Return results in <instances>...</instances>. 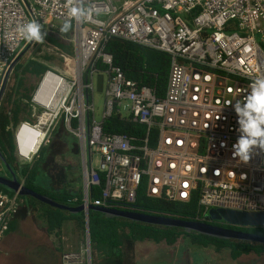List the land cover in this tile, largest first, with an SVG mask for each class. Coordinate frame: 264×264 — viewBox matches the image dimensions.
I'll list each match as a JSON object with an SVG mask.
<instances>
[{
    "label": "built area",
    "instance_id": "obj_1",
    "mask_svg": "<svg viewBox=\"0 0 264 264\" xmlns=\"http://www.w3.org/2000/svg\"><path fill=\"white\" fill-rule=\"evenodd\" d=\"M79 6L91 18L71 17L68 0H0V90L25 57L47 67L25 100L34 121L12 129L16 158L31 165L61 124L77 140L85 206L90 188L103 184L92 206L133 204L143 187L150 198L196 202L200 223H213L211 209L264 213V152L254 150L247 163L232 156L239 136L232 105L264 77V0H79ZM31 21L46 33L43 42L19 36L18 27ZM66 22L71 27L61 32ZM51 35L71 47L72 72L50 64L53 57L68 60L45 44ZM112 39L170 58L163 98L114 66L106 52ZM99 77L105 99L97 116ZM112 117L135 131L144 127L145 135L104 134ZM18 204L17 193L0 192V240Z\"/></svg>",
    "mask_w": 264,
    "mask_h": 264
},
{
    "label": "trees",
    "instance_id": "obj_2",
    "mask_svg": "<svg viewBox=\"0 0 264 264\" xmlns=\"http://www.w3.org/2000/svg\"><path fill=\"white\" fill-rule=\"evenodd\" d=\"M45 44L47 46H55L70 56V70L72 71L73 54L71 47L63 43L61 38L53 35L46 39ZM106 52L112 56L114 66L120 67L127 78L152 89L159 98L164 97L170 68V58L166 54L117 39H112L108 42ZM46 60H49V58H46ZM18 64L14 69L17 80L16 85L12 86L11 92L7 95L6 108L0 109V173L4 169L10 175L6 178H14L20 183L23 181L25 188L47 196L60 205L77 208L83 205L80 163L77 165L79 173L76 178L77 183L71 184L65 176L61 177L59 184L53 185V181L44 180V166L47 163L46 158L50 154L47 152L46 144L40 149L39 154L31 165H21L17 161L14 153L12 129L20 122L26 120L27 115L28 118L30 115L28 114V105L25 103L28 95L24 92L22 93V90L25 89L23 80L17 76V72L22 69V66ZM46 69L45 65L27 61L21 72L26 75L39 77ZM29 120L34 121V119L30 118ZM134 127L135 125L128 121L120 122L117 117H112L105 121L103 132L104 134H127L130 136L137 131L139 136L145 135L144 127L136 126V131ZM48 142H51V140L49 139ZM71 167L69 165L66 166L67 170H71ZM62 174L64 175V171H62ZM102 190L103 184L99 187L90 188V205L100 197ZM0 192L10 196L15 194L4 186H0ZM26 198L31 199L28 196L18 195V200L25 201V204L21 207H28L31 210V216L35 217L43 225L46 236L50 241L52 238L60 240L62 226L68 220L75 222V226L80 234H86L87 221L83 212L71 214L54 209L39 201H36L38 203L35 204L29 200L26 202ZM112 210L188 223L197 222L196 216L198 215L196 202L184 204L172 202L164 198H150L147 197L143 187L139 190L135 203L129 205L115 203ZM14 224V221L9 223L3 232V236L9 235L14 229ZM213 224L219 226L217 222H213ZM228 227L232 228L231 226ZM235 229L264 237V228L237 227ZM88 232L90 264L123 263L126 258V247L145 243H152L154 245L164 244L172 247L180 239L185 240L189 247L194 249H212L216 254L227 251L230 259L234 261L249 256L258 257L264 255V245L247 241L222 240L204 236L188 229L149 225L122 218L108 217L92 210L88 211ZM23 244L24 242H22L18 250H12L4 248L0 241V264H32L31 253ZM51 244L53 249H55V253L50 255L49 264H63L61 260L63 251L60 248H56L52 241Z\"/></svg>",
    "mask_w": 264,
    "mask_h": 264
},
{
    "label": "rangeland",
    "instance_id": "obj_3",
    "mask_svg": "<svg viewBox=\"0 0 264 264\" xmlns=\"http://www.w3.org/2000/svg\"><path fill=\"white\" fill-rule=\"evenodd\" d=\"M32 56V53H28ZM29 56V57H30ZM68 60H62L59 57H53L50 61V64L53 67H56L60 70H69L72 72L71 63L69 61L70 56H67ZM27 57L23 58L18 65L23 67L27 63ZM69 61V62H67ZM20 69L17 72V76L23 80L25 89L22 90V93L29 95L30 91L33 89L37 77L23 74ZM73 70V69H72ZM15 71L9 77V80L5 86L3 95L0 99V109L6 108V98L7 95L11 92L12 86L16 85ZM104 95L102 93L94 94V103L96 107V115L100 116L103 111L104 104ZM28 114L31 115L30 110ZM29 118H32L30 117ZM28 116V115H27ZM26 116V120L29 118ZM24 120V121H26ZM49 139L51 142H48ZM46 144L47 152L50 153L46 161L47 163L44 166L45 179L53 181V185L59 184L61 177L68 178V181L71 184H75L76 178L78 177V163L80 157L78 154L77 140L74 135L68 133L62 126L59 124L54 132L49 136V138L43 143L42 147ZM41 147V148H42ZM19 164L23 165L22 161L17 158ZM99 163V158L96 156L94 158V166L97 167ZM72 166L67 170L66 166ZM63 167V168H62ZM1 168V164H0ZM63 169V170H62ZM64 171V175L62 174ZM0 175L4 177H9L10 175L3 169V172ZM45 182V181H44ZM47 184V183H46ZM33 204L38 203L34 198L27 199ZM35 200V201H34ZM21 200L18 201L20 203ZM25 204V201L20 203V205ZM21 207V206H20ZM28 207L18 208L12 221H14V229L9 233L8 236L1 237V242L4 248L13 249L18 242H24L30 236L27 235V232L35 230L34 221L38 224V220L35 217L29 215ZM39 238L42 239L44 231L39 230ZM53 245L56 248H60L63 251L62 261L65 264H87V246L85 235L80 234L71 220L66 221L61 229L60 240L56 238L51 239ZM51 241L48 240V247L51 250V254L55 253V249L51 244ZM45 247L43 245V251ZM126 258L123 263L119 264H231L229 260V254L227 251H222L219 255H215L211 249H202V248H191L187 242L183 239H180L175 246L168 247L164 244L154 245L152 243L138 244L133 247H126ZM66 255H71V260L66 261L64 257ZM264 260V259H263ZM118 264V263H115ZM235 264V263H232Z\"/></svg>",
    "mask_w": 264,
    "mask_h": 264
},
{
    "label": "water",
    "instance_id": "obj_4",
    "mask_svg": "<svg viewBox=\"0 0 264 264\" xmlns=\"http://www.w3.org/2000/svg\"><path fill=\"white\" fill-rule=\"evenodd\" d=\"M6 83H4L0 90V99L3 95ZM97 91L100 93L102 91V77L98 78ZM0 186H4L14 193L20 196H28L38 200L39 202L48 205L54 209L66 211L71 214H77L83 212L87 221V232L85 234L86 246H87V264H90V245H89V232H88V211H96L104 214L108 217L122 218L130 220L133 222H139L149 225H159L164 227L181 228L188 229L198 234L222 239V240H236V241H247L255 244L264 245V237L253 235L249 233H244L234 229H225L209 223H188L173 219L157 218L152 216H144L130 212L116 211L112 209H106L101 207H96L92 205L85 206L84 204L77 208H70L64 205H60L54 202L47 196L38 194L30 189L24 187L22 183L16 179H8L6 177L0 176ZM208 218L212 222L225 223L232 227L240 228H264V213H244L224 209H211L208 213Z\"/></svg>",
    "mask_w": 264,
    "mask_h": 264
},
{
    "label": "clouds",
    "instance_id": "obj_5",
    "mask_svg": "<svg viewBox=\"0 0 264 264\" xmlns=\"http://www.w3.org/2000/svg\"><path fill=\"white\" fill-rule=\"evenodd\" d=\"M71 6L69 15L76 20L91 18V11L79 6V0H68ZM71 24L66 22L61 32H67ZM21 38L27 41L43 42L46 33H42L41 25L36 21L28 22L17 29ZM251 90L246 92L242 99L237 100L234 105L232 101H225V105H232L238 119L239 132L236 143L233 144L232 156L247 163L254 150L264 152V77L256 79L251 84ZM221 143V147H224ZM218 174V172H216Z\"/></svg>",
    "mask_w": 264,
    "mask_h": 264
},
{
    "label": "crops",
    "instance_id": "obj_6",
    "mask_svg": "<svg viewBox=\"0 0 264 264\" xmlns=\"http://www.w3.org/2000/svg\"><path fill=\"white\" fill-rule=\"evenodd\" d=\"M21 201L24 202L23 200H21ZM21 201H20V203H21ZM20 203L18 204L19 208H21L20 206H23V205H20ZM27 209H29V208H27ZM30 212H31V210L29 209V215L31 216ZM72 222L74 224V227L76 228L75 222L74 221H72ZM33 223H34V226L36 228H35V230H31V232L30 231L27 232V235L30 237L24 241L23 245L25 246V248H28L29 252L31 253L32 264H35V263L36 264H49V261L51 258V256H50L51 250H49V247H48L49 238L46 236L45 229L40 222H38V224H37L36 221H34ZM38 226L40 228L39 230L44 231L42 239H38L40 236L39 231L37 230ZM76 230H77V228H76ZM21 244H22L21 242H18L12 250H18L19 246H21ZM43 245L45 247L44 251H43ZM63 264H65V263H63Z\"/></svg>",
    "mask_w": 264,
    "mask_h": 264
},
{
    "label": "flooded vegetation",
    "instance_id": "obj_7",
    "mask_svg": "<svg viewBox=\"0 0 264 264\" xmlns=\"http://www.w3.org/2000/svg\"><path fill=\"white\" fill-rule=\"evenodd\" d=\"M212 225H214L213 223H211ZM218 227H221V228H225V229H234V230H236L235 228H237V227H232V228H229L228 226H230V225H227V224H225V223H222V222H220V223H218ZM215 226H217V225H215ZM238 228H240V227H238ZM237 231H239V230H237ZM242 232V231H241ZM211 251H213L212 249H211ZM213 253L215 254V255H219V254H216L214 251H213ZM264 255H262V256H249V257H246V258H243V259H239V260H231L230 259V257H229V260H230V263L232 264V263H235V264H264ZM181 264H183V263H181ZM187 264V263H186Z\"/></svg>",
    "mask_w": 264,
    "mask_h": 264
}]
</instances>
